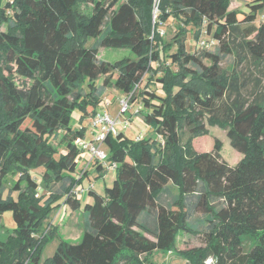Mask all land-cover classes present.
<instances>
[{
    "label": "trees",
    "instance_id": "trees-1",
    "mask_svg": "<svg viewBox=\"0 0 264 264\" xmlns=\"http://www.w3.org/2000/svg\"><path fill=\"white\" fill-rule=\"evenodd\" d=\"M241 1L246 14L231 9V0H158L154 20L155 0H11L0 7V264H157V254L173 253L186 264H264V0ZM170 18L183 29L165 54L157 29ZM189 25L195 40L204 26L216 50L186 52ZM100 48L129 50L135 59L102 62ZM14 76L30 85L20 88ZM108 87L128 103L141 99L134 116L152 137L106 136L107 160L116 164L111 185L103 196L89 186L79 242L60 241L44 259L57 233L52 212L81 208L75 193L87 175L74 177L81 160L75 143L86 129L73 128L71 116L79 112L82 123L98 113ZM207 123L226 131L241 156L235 166L222 161L218 140L211 152L193 149ZM93 166L99 176L105 171ZM38 168L39 182L31 173ZM13 169L20 174L6 190ZM5 211L11 231L1 222ZM181 232L204 235V246L178 250Z\"/></svg>",
    "mask_w": 264,
    "mask_h": 264
},
{
    "label": "rangeland",
    "instance_id": "rangeland-1",
    "mask_svg": "<svg viewBox=\"0 0 264 264\" xmlns=\"http://www.w3.org/2000/svg\"><path fill=\"white\" fill-rule=\"evenodd\" d=\"M0 7L4 5V2L6 0H0ZM231 9L239 10L241 13H248V8L245 4V2L241 0H231ZM81 10L83 13H87L90 10V6H82ZM263 11V10H262ZM259 19V17H258ZM258 24V21L255 22V25ZM160 30L163 31V35L160 36L161 44L165 46L164 53L165 54H171L175 50V44L180 43V36L182 35L183 27L177 20L169 19L166 23L161 25ZM189 32L184 36V45L185 50L188 53H198L202 50L213 52L218 47L214 40L212 39L211 35H208L205 33L204 26H202V33L198 40H195L193 36V29L192 26L189 25L187 27ZM175 41V39H177ZM94 40H89L87 43V46H91L93 44ZM201 42H205L207 47L201 46ZM97 59L102 62H107L110 64H114L117 62H120L125 59L134 60L135 56L129 51V50H119V49H105L100 48L98 50ZM168 62V60H167ZM232 64V58L230 56L226 57L224 60L221 61L220 66L224 71H229ZM174 71H178V66L175 65L173 67ZM13 80L17 86L22 88L23 84L25 86H29L30 82L22 80L18 78L17 76L13 77ZM147 82V76L143 77L142 84L139 86V89H142ZM102 80L98 81V85H101ZM192 84H198L197 81H193ZM157 93L159 92L156 87H153ZM179 88H174V91H177ZM123 95L118 93L116 90H114L112 87H108L105 90L104 95L101 98L100 105L98 107V112H106L112 119L118 118L116 122L115 129L118 132H122L128 139L135 140L139 136H143L145 138L152 137V134L150 132V129L135 115L137 111H140L142 108L141 99L139 97L135 98L131 103H129V110L128 113L124 115L120 114V99ZM120 114V116H119ZM88 119H84L82 123H80V113L75 111L73 112L70 120V125L73 128L80 129L85 128L87 130L88 127ZM205 128L207 129V135L201 136L198 138H194L192 141V147L197 153H203V152H211L213 148V143L215 140L220 141L221 143V159L225 163H227L229 166H235L239 160L241 159V156L234 151L229 144V140L226 137V131L218 126H211L208 123L205 124ZM187 134L184 130H182V141L181 146H184L187 142ZM102 149L104 152L108 155V149L106 146H103ZM89 160V156L86 153L81 154V160L78 163L76 173L74 174V177L76 178L78 175L81 174V172L84 169V166L86 165V162ZM92 167L88 170V175L85 176L82 180V183L77 188V198L81 204V208L78 211H71L66 206L61 205L59 209H56L52 212L51 217L48 221L53 227L57 229L56 236L49 241L47 246L44 249L43 252V258H49L53 254L57 244L60 241L68 242L71 244H75L79 242V236H81L82 233V227L84 220L86 218V214L82 211V207L88 203L92 202V198L88 195L87 189L89 186L93 185V191L103 196L105 192V187L110 186L113 180V172L111 171H103L101 176L94 177L92 174L94 170L93 164ZM87 170V169H86ZM33 174V178L35 181L39 182L43 170L42 169H33L31 171ZM19 171L17 169H13L12 171L8 172L7 175L4 178L3 186L6 190L11 189L13 186V183L17 180L19 177ZM107 174V175H106ZM103 176H105V180L103 179ZM105 182V183H104ZM22 188H24V185H22ZM81 189H84V192H80ZM48 190V189H47ZM40 192V191H39ZM44 192V190L42 191ZM172 196L177 195V191L175 189H171L170 191ZM15 197V194L13 195ZM196 217H199V214H196ZM1 222L5 229L11 231L14 229V222L12 219V213L10 211H5L2 214ZM48 232V230H47ZM2 230L0 229V239L4 238V235H2ZM78 236V237H77ZM204 239L205 236L202 234L198 235H192L188 233L181 232L178 235L176 247L178 250H184V249H191V248H198L204 246ZM251 240H246L243 247V253L247 252L249 249V246L251 244ZM154 261L157 264H186L185 261L181 260L176 253L173 254H157L155 257H153ZM211 259H208L204 262V264H208V262ZM212 264V262L210 263Z\"/></svg>",
    "mask_w": 264,
    "mask_h": 264
},
{
    "label": "built area",
    "instance_id": "built-area-1",
    "mask_svg": "<svg viewBox=\"0 0 264 264\" xmlns=\"http://www.w3.org/2000/svg\"><path fill=\"white\" fill-rule=\"evenodd\" d=\"M157 2L158 0H155L154 9L152 12L153 20L155 19L157 13V9L155 8ZM261 18L264 19V14L261 15ZM157 31L160 36L163 35V31L160 30V28H158ZM201 46L207 47L205 42H201ZM119 101L121 106L120 114L125 115L129 110L128 98L122 96ZM117 120L118 118L112 119L106 112H98L88 119L89 123L86 130L88 132V136L85 135L84 139H79L75 143L76 148L81 152V154L86 153L89 156V160L84 166L81 174L85 173L89 165L93 163H98L101 168L107 172L111 171L113 172V174L115 173L116 164L107 160V154L104 152L102 147L107 135L111 134L113 136H116L118 133H120L115 129ZM140 138H142V136H139L137 139ZM90 188L93 189V185H91ZM83 191L84 190L81 189L80 192ZM77 193L78 192H76L75 194ZM210 263L211 262H208V264Z\"/></svg>",
    "mask_w": 264,
    "mask_h": 264
},
{
    "label": "crops",
    "instance_id": "crops-1",
    "mask_svg": "<svg viewBox=\"0 0 264 264\" xmlns=\"http://www.w3.org/2000/svg\"><path fill=\"white\" fill-rule=\"evenodd\" d=\"M8 1H11V0H6L5 2H4V4L6 3V2H8ZM1 2V1H0ZM264 14V10L263 11H260L259 12V16H261V15H263ZM86 136H88V132L86 131V134H85ZM88 162V161H87ZM86 162V163H87ZM92 164H90L89 165V167L87 168V170H86V175H88V170H89V168L90 167H92L91 166ZM105 173H106V171H105ZM92 174L94 175V177H98L101 173L100 172H97V169L94 167V170H93V172H92ZM107 175V174H106ZM103 179L105 180L106 178H105V176H103ZM105 183V182H104ZM73 212H75V211H73ZM78 237V236H77ZM79 238H80V236H79Z\"/></svg>",
    "mask_w": 264,
    "mask_h": 264
}]
</instances>
